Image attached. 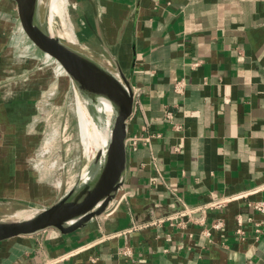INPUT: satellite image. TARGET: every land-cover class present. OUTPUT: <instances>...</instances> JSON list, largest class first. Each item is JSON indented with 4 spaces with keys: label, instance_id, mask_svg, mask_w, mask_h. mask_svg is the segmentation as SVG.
<instances>
[{
    "label": "crops",
    "instance_id": "obj_1",
    "mask_svg": "<svg viewBox=\"0 0 264 264\" xmlns=\"http://www.w3.org/2000/svg\"><path fill=\"white\" fill-rule=\"evenodd\" d=\"M84 2L137 96L124 140L129 194L71 234L47 228L0 241V264H264V225L258 232L247 219L264 220L247 204L264 198V0ZM145 123L161 136L130 151L127 138ZM4 155L1 147L0 172L12 170ZM3 176L0 187L10 186ZM258 187L207 210L203 224L162 213ZM213 218L224 226L211 229Z\"/></svg>",
    "mask_w": 264,
    "mask_h": 264
},
{
    "label": "rangeland",
    "instance_id": "obj_2",
    "mask_svg": "<svg viewBox=\"0 0 264 264\" xmlns=\"http://www.w3.org/2000/svg\"><path fill=\"white\" fill-rule=\"evenodd\" d=\"M84 4L67 0L64 26L57 14L54 23L73 33L76 47L88 57L110 64L86 22L93 26ZM25 44L29 46L7 0H0V148L12 167L0 173L7 182L8 175L13 176L10 186L0 187V196L12 200L14 209L35 210L48 208L71 192L94 148L83 139L68 79L27 47L33 59ZM56 68L63 72L58 63Z\"/></svg>",
    "mask_w": 264,
    "mask_h": 264
},
{
    "label": "water",
    "instance_id": "obj_3",
    "mask_svg": "<svg viewBox=\"0 0 264 264\" xmlns=\"http://www.w3.org/2000/svg\"><path fill=\"white\" fill-rule=\"evenodd\" d=\"M7 2L32 51L44 62L51 63L55 73L68 79L74 95L91 122L96 147L68 194V197L75 194L82 181L87 182L89 191L80 205L57 210L54 207L56 201L44 209L19 210L5 206L6 202L0 200V241L47 228L55 229L61 234H71L104 213L125 182L127 149L124 140L127 120L133 111L134 84L123 74L116 58L104 43L96 23L93 3L94 26L87 19L86 22L110 64L98 62L82 50L80 52L85 60L80 61L60 48L57 44L66 48L68 43L53 34L39 0ZM57 63L63 72L57 70ZM178 209L175 205L169 210L164 209L162 213Z\"/></svg>",
    "mask_w": 264,
    "mask_h": 264
},
{
    "label": "built area",
    "instance_id": "obj_4",
    "mask_svg": "<svg viewBox=\"0 0 264 264\" xmlns=\"http://www.w3.org/2000/svg\"><path fill=\"white\" fill-rule=\"evenodd\" d=\"M176 89L178 91H180L181 85L178 84L176 86ZM134 104H137V96H135V91H134L133 106H134ZM165 115H166L167 120L171 119V113L169 111H167ZM160 136H161V133L157 130H154L150 123H145L142 126V131L140 132V134H131L127 138L128 149L130 151H134L138 148L139 144H148L149 145L153 138H159ZM262 188L263 187L253 188V190H250V191L235 193V194H230V195H212L211 198H209V200L197 203L195 205H189V204L183 203L182 207L179 208L175 212V214H176L175 217L180 219L177 224L183 225V223L185 221L183 219V217L186 218V220L189 222H193V223H197V224H203V222L206 218L207 210L221 208L232 200L247 197L249 194L257 192V191H259V189H262ZM128 192L129 191L124 186L120 187L116 197L110 203L112 205L111 208H109L110 211L115 210L119 206V204L128 197V194H129ZM247 204L256 213H259L264 217V198L248 200ZM105 212L108 213L109 212L108 209H106ZM167 218L172 219L173 217L167 216ZM247 219L252 221L253 223H255V226H256L255 230L258 232L261 230V226L264 225V220H255L252 216L247 217ZM163 220L164 219H162V218H157V219H155V222H160ZM143 223H146V221L141 222V223H137V224L139 225V224H143ZM223 226H224V220L222 218H213L211 221L210 228L211 229H221ZM202 233L204 235L208 236L210 234V229L204 228L202 230ZM235 233L241 237L244 236V230L242 228V221H241L240 217H238V225L235 228ZM104 237H105V234L104 235L101 234V236L96 238V242L102 241ZM131 251H132L131 248L127 247V246L120 249V253L123 255H129L130 256ZM61 259H64V257H61L60 260Z\"/></svg>",
    "mask_w": 264,
    "mask_h": 264
},
{
    "label": "bare ground",
    "instance_id": "obj_5",
    "mask_svg": "<svg viewBox=\"0 0 264 264\" xmlns=\"http://www.w3.org/2000/svg\"><path fill=\"white\" fill-rule=\"evenodd\" d=\"M39 4L41 9H43L44 14L46 16L48 25L50 26L53 34L60 39L67 41V47H62L57 44L60 48L68 51L69 54H72L80 61H84V55L80 52V49L76 47L77 39L75 35L69 31L59 28L54 23V16L57 14L61 17L62 22L61 26L63 27L65 24V20L67 19V0H39ZM72 22V21H71ZM70 25V24H69ZM45 33V30L42 29ZM75 103L77 108V113L80 121L81 131L83 134V139L86 141V146L92 145L93 148L96 147V138L95 133L92 128L91 122L82 108L78 98L75 96ZM89 191V184L87 182L82 181L79 185L75 194L68 197V195L63 196L61 199L57 201L55 204V209L57 210H67L74 208L77 205H80Z\"/></svg>",
    "mask_w": 264,
    "mask_h": 264
},
{
    "label": "flooded vegetation",
    "instance_id": "obj_6",
    "mask_svg": "<svg viewBox=\"0 0 264 264\" xmlns=\"http://www.w3.org/2000/svg\"><path fill=\"white\" fill-rule=\"evenodd\" d=\"M98 44V43H97ZM99 46V45H98ZM102 50V49H101ZM103 51V50H102ZM104 52V51H103ZM105 53V52H104ZM106 55V54H105ZM106 57H107V55H106ZM108 58V57H107ZM108 60H109V58H108ZM109 62H110V60H109Z\"/></svg>",
    "mask_w": 264,
    "mask_h": 264
}]
</instances>
